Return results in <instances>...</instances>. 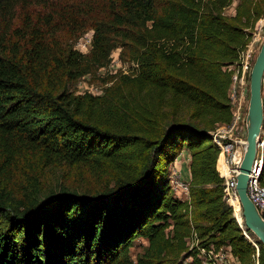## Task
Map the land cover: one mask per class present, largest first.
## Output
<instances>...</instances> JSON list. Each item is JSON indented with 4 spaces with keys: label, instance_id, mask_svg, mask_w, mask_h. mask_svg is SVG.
<instances>
[{
    "label": "trees",
    "instance_id": "16d2710c",
    "mask_svg": "<svg viewBox=\"0 0 264 264\" xmlns=\"http://www.w3.org/2000/svg\"><path fill=\"white\" fill-rule=\"evenodd\" d=\"M47 1L0 0V264H203L188 246L193 230L201 246L229 245L234 264H255L225 199L211 131L231 121L233 72L224 67L238 61L264 0H242L233 18L223 14L231 0H78L56 19L11 28L18 7ZM83 11L96 14L89 53L57 36ZM117 47L138 63L137 75L121 76L103 96L76 94L72 85ZM183 150L185 200L170 184ZM30 156L100 178L112 171L96 192L66 185L44 195L33 176L16 198L3 177ZM244 225L264 264V246ZM141 238L147 245L134 259Z\"/></svg>",
    "mask_w": 264,
    "mask_h": 264
},
{
    "label": "rangeland",
    "instance_id": "374dc122",
    "mask_svg": "<svg viewBox=\"0 0 264 264\" xmlns=\"http://www.w3.org/2000/svg\"><path fill=\"white\" fill-rule=\"evenodd\" d=\"M73 1L78 0H48L47 3L31 4L28 7L22 8L18 7L16 9V13L13 15L15 17H9V24L11 25V28L20 30L21 28L25 27L24 22H28L30 24L34 23L35 21H40L44 24L47 22V18L51 19L54 17L56 19L55 10H59V8L71 4ZM92 1L93 0H85V2H88V4H90ZM96 1L99 2L100 0ZM253 1L255 3L259 2L260 0ZM241 2L242 0H231L230 4L223 9L224 16L228 18L235 17L238 11V6L241 4ZM89 11L77 13V22H74L72 26L64 25L63 29L57 33V36L63 45H73L76 50L82 53H89L94 36V29L92 27L94 18L96 16V14L86 15L85 13ZM262 16H264V14ZM256 22L251 28L248 29V32H250L251 35L255 29ZM22 32L23 31H21V33ZM258 51L259 49H257L256 54ZM120 53L121 47L115 48L111 54L110 62L107 65L99 67L91 73L79 78L72 85V88L76 94H92L93 96H103L107 89L113 86L121 76H136L138 73V63L135 61L123 60L120 56ZM230 67L231 64L225 66L224 69L229 70ZM164 111H167L171 114L173 109L170 106H164ZM181 112L182 113H180L179 108V120H181L183 114L186 113L185 111ZM168 116L169 119L172 118V115ZM183 117L185 118L184 120H187L185 115ZM182 158L183 156L179 155V162L177 161L175 163L177 168L180 167V160ZM108 171L111 172L112 170L108 168ZM109 172L100 178L99 176L95 175L93 171L83 165H69L65 163L51 164L41 162L30 156L28 159L22 160L19 166H15V169H11L3 177V181L7 189L12 190L16 198H20L23 195V191L26 190L25 186L32 183L31 181L33 176L37 177L39 186L42 189V194L44 195L48 194L50 191L59 189L60 186L66 185H70L73 188L79 189L81 192H96L98 188L102 186V183H108L107 180L110 178ZM175 193L177 197L184 200L189 197V194H183L180 192ZM146 245L147 241L145 239H138L131 249L132 257L136 259V256L143 252ZM189 261L187 259L185 264H189Z\"/></svg>",
    "mask_w": 264,
    "mask_h": 264
},
{
    "label": "built area",
    "instance_id": "2783aa9c",
    "mask_svg": "<svg viewBox=\"0 0 264 264\" xmlns=\"http://www.w3.org/2000/svg\"><path fill=\"white\" fill-rule=\"evenodd\" d=\"M264 41V16L260 17L255 25L250 40L241 51L238 61L232 64L229 71H232V83L229 89V101L231 104L232 118L227 124L218 125L211 134L213 141L219 147V160L223 170L224 186L226 191L225 199L232 206L234 216L243 229L245 237L255 247V264H260V246L256 239L252 238L244 225V218L237 193V174L243 160L247 144V113L250 98V72L252 70L256 51L260 49ZM261 143L258 145L257 156L254 161L250 179L247 187V194L256 205L264 219V184L262 171L264 166V129ZM183 156V152L180 153ZM179 157V156H178ZM174 162L170 184L175 192L189 194V181L182 178L180 170ZM189 249L199 250V257L203 264H234L236 258L229 245L215 247L213 244L201 246L195 230L188 240ZM190 258H188V261Z\"/></svg>",
    "mask_w": 264,
    "mask_h": 264
},
{
    "label": "water",
    "instance_id": "95a60500",
    "mask_svg": "<svg viewBox=\"0 0 264 264\" xmlns=\"http://www.w3.org/2000/svg\"><path fill=\"white\" fill-rule=\"evenodd\" d=\"M264 129V41L250 72V98L247 113V144L237 174V193L246 227L264 246V219L247 194L248 182Z\"/></svg>",
    "mask_w": 264,
    "mask_h": 264
},
{
    "label": "crops",
    "instance_id": "0c3cea01",
    "mask_svg": "<svg viewBox=\"0 0 264 264\" xmlns=\"http://www.w3.org/2000/svg\"><path fill=\"white\" fill-rule=\"evenodd\" d=\"M183 158L180 160V167L178 168V170H180L181 174H182V178L186 181L190 180V155L188 153L187 150H183ZM189 156V157H188ZM189 158V159H188ZM179 162V159L177 160ZM176 161V162H177Z\"/></svg>",
    "mask_w": 264,
    "mask_h": 264
}]
</instances>
